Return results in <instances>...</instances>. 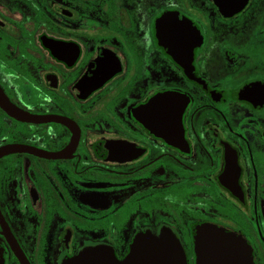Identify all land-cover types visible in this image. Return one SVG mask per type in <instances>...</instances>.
<instances>
[{"label": "flooded vegetation", "instance_id": "flooded-vegetation-1", "mask_svg": "<svg viewBox=\"0 0 264 264\" xmlns=\"http://www.w3.org/2000/svg\"><path fill=\"white\" fill-rule=\"evenodd\" d=\"M206 224L264 264V0H0V264Z\"/></svg>", "mask_w": 264, "mask_h": 264}, {"label": "water", "instance_id": "water-1", "mask_svg": "<svg viewBox=\"0 0 264 264\" xmlns=\"http://www.w3.org/2000/svg\"><path fill=\"white\" fill-rule=\"evenodd\" d=\"M193 239L197 264H253L249 244L225 229L201 225L194 228ZM113 260L99 250L90 249L64 264H112ZM116 264H186V259L178 238L162 231L158 235L139 236L132 250Z\"/></svg>", "mask_w": 264, "mask_h": 264}]
</instances>
